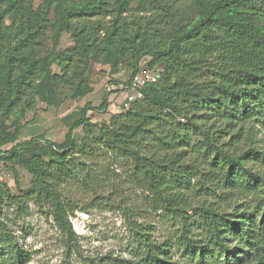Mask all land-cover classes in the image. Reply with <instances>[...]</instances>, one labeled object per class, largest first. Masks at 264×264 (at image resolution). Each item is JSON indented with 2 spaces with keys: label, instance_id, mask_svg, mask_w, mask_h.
<instances>
[{
  "label": "trees",
  "instance_id": "trees-1",
  "mask_svg": "<svg viewBox=\"0 0 264 264\" xmlns=\"http://www.w3.org/2000/svg\"><path fill=\"white\" fill-rule=\"evenodd\" d=\"M132 4L139 13L128 22L124 14L131 12ZM167 4L43 0L35 7L34 0H0V163L21 167L33 177L32 187L22 194L0 183V208L14 199L26 210L32 201L73 236L71 205L57 189L55 176L71 172L72 153L87 152L104 139L135 162V174L154 205L171 214L189 206L196 188L192 180L204 176L205 164L210 190H236L252 197L240 215L220 213L213 206L194 207L195 218L186 227L201 229L206 240L195 242L190 230H183L177 242L196 264H264V174L253 170L264 167V150H258L254 136L264 131V0H195L183 12L195 9L196 15L181 22L174 20ZM147 12L155 18L163 14L165 32L158 26L143 30L145 19L139 14ZM110 15L112 25L106 28L101 17ZM49 31L53 47L38 57L35 52ZM64 33L74 40L73 54L58 51ZM147 56L149 66L165 68L163 78L144 90L142 101L114 116L113 125L94 124L88 117L90 110H108L109 92L97 109L86 104L77 119H63L68 132L62 144L20 141L23 119L40 103L58 108L92 91L80 62L93 58L110 65L113 73L130 75ZM217 125L221 129L214 130ZM81 127L87 132L78 142L75 131ZM150 127L160 130L158 158L142 156L134 147L138 138L152 132ZM243 134L251 140L247 150L238 148ZM8 236L1 230L0 262L28 263L31 255ZM147 247L152 263L166 264L161 257L166 249Z\"/></svg>",
  "mask_w": 264,
  "mask_h": 264
},
{
  "label": "rangeland",
  "instance_id": "rangeland-1",
  "mask_svg": "<svg viewBox=\"0 0 264 264\" xmlns=\"http://www.w3.org/2000/svg\"><path fill=\"white\" fill-rule=\"evenodd\" d=\"M164 1L168 3L167 6L170 5V13L176 22L196 15L195 9L183 12L188 11V7L195 0ZM42 2L43 0H34L35 7ZM137 13V6L132 4L131 12L124 15L131 22ZM139 15L145 19L143 30L158 26L166 31L162 13L156 18L153 12ZM55 16V11H52V21ZM101 18L106 28L112 25V15ZM47 35L48 38L35 52L38 57L45 56L53 47L51 31ZM74 47L71 34L64 33L58 51L73 54ZM149 59L151 57L147 56L142 61L147 63ZM79 65L84 72L83 79L92 91L78 100L65 101L58 108L40 103L36 111L23 119L25 124L20 141L38 139L41 142L62 144L68 132V126L64 125L63 119L68 116H72L73 120L77 119L86 104L97 109L109 92L111 95L108 110H90L88 117L91 122L108 127L107 125H113L114 116L127 111L121 108L125 95L120 89L128 79V73L123 74L122 70L113 73L110 65L99 63L93 58L84 60ZM53 70L59 71L56 66H53ZM179 121L186 123L182 119ZM148 129H152V132L138 138L134 147L142 156L158 158L157 134L160 130L153 127ZM217 129L221 127L217 125L214 130ZM86 132L87 129L83 127L77 129L76 140L81 141ZM254 136L257 138L258 150H264V131H256ZM90 137L91 140L95 139ZM228 139L229 136H226L225 141ZM193 140L198 141L195 136ZM250 144V138L244 135L238 148L247 150ZM8 148L10 146L4 149ZM69 161L71 172L62 177L55 176V182L59 192L71 205L69 214L73 236L69 237L52 217L45 214L46 210L40 209L32 201L28 203L26 210L19 208L14 199L6 200L0 208V232L5 230L12 243L18 244L21 250L31 255L26 264H154L147 258L148 244L161 251L166 249V254L161 256L166 264H196L185 255L177 242V237L183 230H190L188 235L195 242L206 240L201 229L196 226L186 227L195 218L193 208L213 206L220 213L240 215L252 203V197L241 191L210 190V184L205 182L209 178L207 175L210 169L205 164L201 166L204 176L192 180L196 188L190 192V197L188 194L189 206H182L181 212L171 214L154 205L152 195L141 178L135 174V162L122 156L117 149L104 142V139L95 141L87 152L72 153ZM253 170L264 174V167L255 166ZM32 181L33 177L25 169L11 163H0V183L7 185L11 193L27 192L32 187ZM168 245L171 246L167 247ZM0 264L11 263L6 261Z\"/></svg>",
  "mask_w": 264,
  "mask_h": 264
},
{
  "label": "built area",
  "instance_id": "built-area-1",
  "mask_svg": "<svg viewBox=\"0 0 264 264\" xmlns=\"http://www.w3.org/2000/svg\"><path fill=\"white\" fill-rule=\"evenodd\" d=\"M164 73L165 68L163 66H149L142 61L138 70L128 75V79L123 82L120 90L125 96L121 108L129 110L135 102L142 101L145 98L144 90L157 84L163 78Z\"/></svg>",
  "mask_w": 264,
  "mask_h": 264
}]
</instances>
